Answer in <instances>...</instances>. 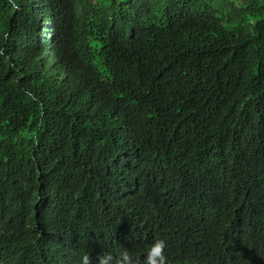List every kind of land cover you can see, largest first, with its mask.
Masks as SVG:
<instances>
[{
  "label": "trees",
  "instance_id": "16d2710c",
  "mask_svg": "<svg viewBox=\"0 0 264 264\" xmlns=\"http://www.w3.org/2000/svg\"><path fill=\"white\" fill-rule=\"evenodd\" d=\"M264 264V0H0V264Z\"/></svg>",
  "mask_w": 264,
  "mask_h": 264
},
{
  "label": "clouds",
  "instance_id": "9594fccd",
  "mask_svg": "<svg viewBox=\"0 0 264 264\" xmlns=\"http://www.w3.org/2000/svg\"><path fill=\"white\" fill-rule=\"evenodd\" d=\"M166 243L164 240H156L145 251L142 264H167V258L164 254ZM122 259L117 264H141L139 258L132 256L127 251L122 254ZM111 254H105L98 257V264H112ZM81 264H90V257L84 255L81 257Z\"/></svg>",
  "mask_w": 264,
  "mask_h": 264
}]
</instances>
